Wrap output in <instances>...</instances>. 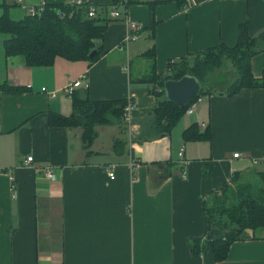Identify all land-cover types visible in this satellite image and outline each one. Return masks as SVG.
<instances>
[{"label": "crops", "instance_id": "obj_1", "mask_svg": "<svg viewBox=\"0 0 264 264\" xmlns=\"http://www.w3.org/2000/svg\"><path fill=\"white\" fill-rule=\"evenodd\" d=\"M41 1L0 0V14L5 2L20 18ZM120 10L123 18L108 22L104 49L92 62L58 56L50 65H29L23 55L6 53L0 32V85L25 86L0 88V264H264V228L257 236L245 228L226 256L214 260L204 211L206 196L234 172L264 164V86L203 95L170 134L146 135L158 96L137 80L149 68L143 53L153 43L157 73H164L172 59L232 45L244 20L263 46L250 67L264 79V0H135ZM131 20L141 25L140 35L127 40ZM83 76L88 87L75 91L135 102L124 153L113 149L120 134L115 123L98 128L88 153L77 128L49 123V110L72 112L65 88ZM192 121L200 130L208 126L210 137L185 140L183 129ZM28 155L31 163L24 161ZM45 164H52L55 178L44 173ZM194 239L205 244L200 253L191 248Z\"/></svg>", "mask_w": 264, "mask_h": 264}, {"label": "trees", "instance_id": "obj_2", "mask_svg": "<svg viewBox=\"0 0 264 264\" xmlns=\"http://www.w3.org/2000/svg\"><path fill=\"white\" fill-rule=\"evenodd\" d=\"M119 1L114 0V3ZM133 1L135 0L130 2ZM91 5L97 8L94 16L89 15ZM8 6L9 4L5 2L4 10L0 14V32L5 34V51L9 55H23L29 65H50L58 56L95 61L104 49L108 22L123 18L112 16L109 4L95 5L90 0H82L81 3L77 1L47 3L42 11L27 12L20 18L11 16ZM155 21L154 6L150 4L151 25ZM237 29V38L232 45L220 42L172 59L167 70L160 74L156 70L155 43L145 50L143 54L149 59V68L139 78H135L150 83V91L158 96V101L151 110L153 119L145 130L146 135L170 134L178 119L186 112V108L199 95L211 93L233 95L244 87L264 86V79L255 76L250 67V57L263 46L258 42V37L250 33L247 20L239 22ZM97 46L100 50L95 56L90 57L91 50ZM191 55L195 56L192 64L187 68L182 67L183 61ZM172 64L176 66L174 71H171ZM224 64L233 70L229 82L222 87L205 84L207 83L205 78H209L212 72ZM184 74L194 75L201 88L183 106H177L174 101L167 98L164 83L168 78H179ZM0 88L20 91L25 89V86L6 81ZM72 101L73 110L70 114L48 111L51 125L77 128L82 146L88 153L98 136V128L118 122L120 134L113 137V149L120 154L126 151L128 139L123 136V132H127L128 127L123 119V112L127 99L92 98L89 93L74 90ZM198 126L196 121L189 123L183 129V138L185 140L209 138V127L205 126L200 130ZM263 165L252 170L234 172L229 181L221 188L211 191L204 199L208 227L206 239L210 238L208 242L214 260L226 256L231 242L240 238L245 228H251L256 236L264 228ZM214 231H220L221 235L212 237ZM204 247L202 240L192 241L191 248L194 252L200 253Z\"/></svg>", "mask_w": 264, "mask_h": 264}, {"label": "built area", "instance_id": "obj_3", "mask_svg": "<svg viewBox=\"0 0 264 264\" xmlns=\"http://www.w3.org/2000/svg\"><path fill=\"white\" fill-rule=\"evenodd\" d=\"M77 3H81L82 0H76ZM132 0H120L118 3H116L117 5L111 9L110 14L112 16H122V11L120 10V5H127L129 4V2ZM47 4L46 0H42L41 3H39L38 5H33L31 7H27L26 4L24 2H22V6L27 7L28 12L31 13H38L40 11H42L45 7V5ZM97 13V8L94 5H91L90 10H89V15L90 16H94ZM130 25H131V32H129V34L127 35V40H132L135 39L137 37H139L140 35V27L141 25L134 20L130 21ZM83 84V86L88 87V82L86 80V76H83L81 78H79L78 80H76L75 82H73V84H70L68 86H66L65 90L67 91L68 94L72 95L74 88L77 87L78 85ZM45 88V87H44ZM202 99V95L197 96L196 99H194V101H192L190 103V105L186 108V112L190 113L193 112V110L196 108L198 102ZM135 102L129 98L127 99L125 108H124V112H123V119L127 124L128 130L130 129V126L132 125L133 121H132V109L135 107ZM179 154L183 155V147L179 148ZM234 156H238L239 152H233ZM33 160V155H28L24 161L26 163H31ZM261 162L264 163V158L261 160ZM132 163L134 164V160L132 161ZM44 168V173L49 177V178H55L56 174L54 171V168L52 166V164H45L43 166ZM109 170V175L111 178H115L116 174L115 171L113 170L112 167L107 166ZM182 176H185V172H182L181 174Z\"/></svg>", "mask_w": 264, "mask_h": 264}, {"label": "water", "instance_id": "obj_4", "mask_svg": "<svg viewBox=\"0 0 264 264\" xmlns=\"http://www.w3.org/2000/svg\"><path fill=\"white\" fill-rule=\"evenodd\" d=\"M99 46L93 48L89 54L93 57L99 51ZM166 96L177 106H183L201 88L198 79L192 74H184L179 78H168L164 83Z\"/></svg>", "mask_w": 264, "mask_h": 264}, {"label": "rangeland", "instance_id": "obj_5", "mask_svg": "<svg viewBox=\"0 0 264 264\" xmlns=\"http://www.w3.org/2000/svg\"><path fill=\"white\" fill-rule=\"evenodd\" d=\"M194 59H195L194 55L189 56L186 61H183L182 67L184 68L189 67L194 61ZM171 68H172L171 71H174L176 66L172 64ZM232 72H233L232 68L224 64L217 71L212 72L209 75V78L207 77L208 79L205 78V81L207 82L205 84H210V85H214L217 87L225 86L229 82ZM184 114H190V113L185 112L183 113V115ZM115 124L118 126V122H116ZM147 129H148V126L146 127V130ZM123 136L128 137V131L127 132L124 131Z\"/></svg>", "mask_w": 264, "mask_h": 264}]
</instances>
